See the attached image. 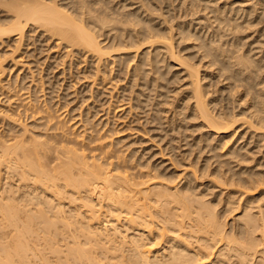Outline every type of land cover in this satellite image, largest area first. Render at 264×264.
<instances>
[{
	"label": "bare ground",
	"instance_id": "1",
	"mask_svg": "<svg viewBox=\"0 0 264 264\" xmlns=\"http://www.w3.org/2000/svg\"><path fill=\"white\" fill-rule=\"evenodd\" d=\"M36 34L87 78L75 120L38 94ZM0 45V264H264V0H0ZM121 71L165 166L96 99Z\"/></svg>",
	"mask_w": 264,
	"mask_h": 264
},
{
	"label": "rangeland",
	"instance_id": "2",
	"mask_svg": "<svg viewBox=\"0 0 264 264\" xmlns=\"http://www.w3.org/2000/svg\"><path fill=\"white\" fill-rule=\"evenodd\" d=\"M35 35V34H34ZM39 35H37L36 34V36H34L33 37V39L35 38H37ZM42 37V36H41ZM41 37H39V38H37V39H39V40H37L36 39V45H41V47H42V45H43V47H42V49H40V52L39 51H37V50H34L33 52H32V54H33V57H35L36 59H38L39 58V60H38V62H39V69H41L39 72H38V74H37V76L40 74L41 75V77H42V80L43 81H45L44 83H43V89L38 93V94H40L41 92L42 93H44L42 96H40V98H42V99H44V101H46L48 104H50V105H53V106H55L56 104V106L57 107H59V106H62L64 103L63 102H67V104H66V106H63L62 108L63 109H65V112H67L66 114H65V118L67 119L69 116H74L73 118H72V120H75L76 118H77V112H80L81 111V113H83V111H85V106H87L88 104H89V106L91 105V103L90 102H87L88 100H87V78H85V79H82V75L80 74V77H81V79L80 80H78V82L74 85V87H72V86H69V87H67L68 86V83H69V78L70 77H72L73 78V76L71 75V76H68V74H67V70H65V75L63 76V77H65L64 78V80H62L61 79V77H62V74H61V67H65V69L67 68V57L66 58H62V57H58V55H57V53H54L55 51H52L51 49H44L45 47L47 48L48 46L47 45H51L50 44V41L49 42H46L44 39H42ZM40 38H41V40H40ZM32 41V40H31ZM37 41H39L40 43H38ZM48 43V44H46V43ZM38 43V44H37ZM53 43V42H52ZM35 45V44H34ZM31 46V45H30ZM29 46V47H30ZM45 46V47H44ZM52 46V45H51ZM0 47H1V45H0ZM3 47V46H2ZM6 47V46H5ZM5 47H3V48H5ZM22 47H24L25 48V46H22ZM32 47V46H31ZM264 47V46H263ZM2 48V49H3ZM23 48V49H24ZM1 49V48H0ZM6 49V48H5ZM39 49V48H38ZM32 50V49H31ZM30 50V51H31ZM42 50V51H41ZM38 52V53H37ZM32 54L30 55L29 54V57H27V56H25L24 57V61H26L27 59L28 60H30L31 58H32ZM46 54H48L47 55V57L45 58V56H46ZM56 54V55H55ZM24 55V54H23ZM51 55V56H50ZM52 55L53 56H55V58L54 57H52ZM56 57H58L57 58V60H54V59H56ZM26 58V59H25ZM35 58H32V59H35ZM45 58V60H43ZM62 59V61H61V59ZM76 60H74V62H75ZM31 62V61H30ZM73 62V67H72V72L73 73H75L74 71H75V66H76V64ZM9 64H10V61L8 62ZM7 63V64H8ZM34 63V62H33ZM33 63H30V66L31 65H33ZM86 64H87V61L85 62V64H84V62H79V66H78V69L77 70H79L80 71V69H81V67L83 68V65H85L86 66ZM78 65V64H77ZM16 67H19V66H15L14 68H13V72H12V74H14V73H16L17 72V70H18V68H16ZM32 68L33 69H35L33 66H32ZM117 66H115V72L117 71ZM5 72H6V70H5ZM5 72L3 73V76L5 75V79L3 80V82L6 80V78L8 77V72L5 74ZM35 73V72H34ZM121 76H123V72L121 71V73L120 74H118V76H116V74L114 73V75H110L109 77H108V79H106L105 80V84H101L100 85V87H99V89H101V87H102V85H103V90L101 91V93H99V95L98 96H96L97 98V101L99 100V101H101V103H102V107L103 108H109L110 110V114H109V118H108V120H111L110 122H109V126L110 127H113V128H115V129H118V130H120L119 131V135L118 136H120L121 138H122V142L121 143H128V142H131L132 144L131 145H129L128 146V148H127V151H126V153L128 154L129 152V154H131L132 152H131V150H136L137 152H135V155H134V158H139V156L142 154V152L144 153V155H143V157L144 158H140V161H143V160H145L147 157H148V159L150 158V163L151 162H159L161 159H163L164 161L162 162V165L163 166H165V165H167V163L169 162L166 158L167 157H171V156H169L168 154L170 153V152H168V154L166 155V151L165 150H163L162 151V149H161V152H162V154L160 153V154H154V152L155 153H157L159 150H158V146H160V147H162V148H164V145H166L167 143H164V141L167 139V137L168 136H170L169 134L171 133L170 132V130H169V133L166 135L167 137H165L164 138V140L161 142L160 141V143H158L157 144V142H154V139H146V138H148V135L150 134H152V133H155L156 132V130H153L152 131V129H151V123L149 124V123H146V116L147 115H145V114H147L146 112H147V110L145 109L146 107L148 108V106H150V104H151V106H152V102L156 99L155 97V95H156V92L155 91H152V90H149L148 91V89H146L148 92H146L147 94H148V96H149V103L147 102V104H149V105H144V108H142V107H140V106H138V107H136V103L137 102H135V93H134V87H130V83L128 82V79L127 80H125V79H123V78H121ZM110 77H112V81L109 83V78ZM72 78H70V79H72ZM118 79V80H117ZM172 79H174V78H172ZM49 82H48V81ZM55 80H58L57 81V83H56V81ZM117 81V82H116ZM56 83V84H54L55 86L53 87V90L51 89V91L49 90L50 88H48L49 86H51L50 84H52V83ZM60 85H59V84ZM97 83V82H96ZM173 82H169V83H167V85H168V89H170V90H172L174 87H173V85H175L174 83L172 84ZM115 84V85H114ZM129 84V85H128ZM217 84V83H216ZM219 84V83H218ZM218 84L217 85H215V83H213V85L216 87V88H218L219 90H220V92H221V88L220 87H223V86H221L220 84H219V87H218ZM49 85V86H48ZM105 85V86H104ZM99 86V85H98ZM97 85H94V89L96 88V87H98ZM124 86H125V89H122V88H124ZM214 86H212V87H210L211 89L214 87ZM131 88V90L133 91H131L130 90V88ZM78 89V90H77ZM214 89V88H213ZM218 89H216V92L218 91L219 92V90ZM73 90H75L76 92H78V91H80V92H78V93H74V92H72ZM145 90V91H146ZM50 91V93H48ZM225 91V90H224ZM217 92V93H218ZM109 93H110V97H109ZM116 93H117V95H116ZM120 93V94H119ZM134 93V94H133ZM217 93H215V94H217ZM223 93H225V92H223ZM66 94V95H65ZM169 95H175L176 93H174L173 94V91H169V93H168ZM220 93H218V96H220L219 95ZM65 95V96H64ZM112 95H114V96H112ZM122 95V96H121ZM101 96V97H100ZM115 96H116V98L117 99H115ZM120 96V97H119ZM155 96V97H154ZM223 96H225V95H223ZM49 97H50V99H49ZM75 97V98H74ZM109 97V98H108ZM158 97V96H157ZM47 98V99H46ZM99 98V99H98ZM128 98H130L129 99V106L128 105H126L127 104V99ZM132 98H134V99H132ZM83 99H85L83 102H81ZM109 99V100H108ZM120 99V100H119ZM106 100H108L107 102H106ZM115 100H119V101H115ZM152 102H151V101ZM225 100H226V98H225ZM224 101V100H223ZM2 103V104H1ZM106 103H108L107 105H106ZM120 104V103H122V104H125L124 105V107L125 106H127V107H125L124 109H122V110H119V111H116V109H114V107H115V105H117V104ZM4 103H3V99L1 100V102H0V107L3 105ZM97 104H100V103H98L97 102ZM100 106H101V104H100ZM114 106V107H113ZM56 107V108H57ZM99 107V106H98ZM97 107V108H98ZM100 108V107H99ZM113 108V109H112ZM128 108H129V110H128ZM142 108V109H141ZM151 108V107H150ZM150 108H148L149 110H150ZM72 109V110H71ZM114 111V113L113 112H111L112 110ZM143 110H145V111H143ZM70 111V112H69ZM151 111V110H150ZM150 111H148V115L150 114ZM143 112V113H142ZM145 113V114H144ZM145 115V116H144ZM105 116V115H104ZM112 116V117H111ZM144 116V117H143ZM103 116H101L100 117V119L102 118ZM112 118H113V121H112ZM94 119H96V117L94 118ZM71 120V121H72ZM28 122V121H27ZM29 123V122H28ZM1 124V123H0ZM143 124V125H142ZM143 126H145L146 127V129L148 128L149 130H148V133H144V131L142 130L143 128H141V127H143ZM0 127H2V125H0ZM3 128V127H2ZM2 128H0V131L2 130ZM140 132H139V131ZM155 131V132H154ZM139 132V133H138ZM141 132H143L145 135H143V133H141ZM174 132V131H173ZM172 132V133H173ZM175 133V135H176V138L175 139H177L178 138V136H177V133H178V135H179V132L177 131V132H174ZM173 133V134H174ZM122 135V136H121ZM150 137V136H149ZM155 137H156V139H158V137L155 135ZM153 140V141H152ZM176 140L174 141V143H173V141H172V143L173 144H175L176 145ZM152 143H154V146H153V144ZM156 143V144H155ZM171 143V144H172ZM182 143V142H181ZM179 143L177 142V145H178ZM158 145V146H157ZM184 147V146H183ZM183 147H177V149H175L177 152L178 151H181L182 152V148ZM179 148V149H178ZM182 149V150H181ZM156 150H158L157 152H156ZM176 151H173V152H176ZM166 152V153H165ZM163 153L165 154V156H163ZM152 154H154V156L152 155ZM197 154V153H196ZM137 155V156H136ZM160 155H161V157H160ZM193 155V154H192ZM150 156V157H149ZM153 156V157H152ZM158 157H159V159H158ZM162 157H165V159L164 158H162ZM195 158H196V155L194 156ZM136 158V159H137ZM147 159V160H148ZM156 159V160H155ZM159 160V161H158ZM167 160V161H166ZM185 161V160H184ZM166 162V163H165ZM171 167V165H168L167 166V169H168V167ZM169 167V169L167 170V171H170L171 170V168ZM181 167H179V168H177V172L179 171L178 169H180ZM172 171V170H171ZM176 171H175V173H176ZM181 172V171H180ZM201 181H205V180H201ZM230 214H232V213H230ZM230 214H228L226 217H224L225 218V221H229L228 219H230V217L232 216V215H230Z\"/></svg>",
	"mask_w": 264,
	"mask_h": 264
}]
</instances>
